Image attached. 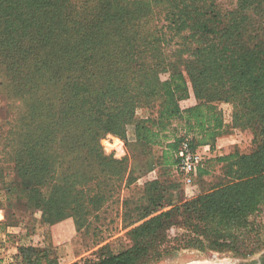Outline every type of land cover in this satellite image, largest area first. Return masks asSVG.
Instances as JSON below:
<instances>
[{"label": "trees", "instance_id": "16d2710c", "mask_svg": "<svg viewBox=\"0 0 264 264\" xmlns=\"http://www.w3.org/2000/svg\"><path fill=\"white\" fill-rule=\"evenodd\" d=\"M45 48L57 52L35 53ZM8 59L19 89L42 94V102L33 105L37 112L45 105L49 113L37 140L42 149L54 142L53 86L63 84L62 102L64 93L74 96L71 106L61 102L68 112L77 109L74 123L83 121L82 131L64 132L68 162L79 156L85 162L91 155L113 163L100 152L102 133L121 136L132 123L136 143L159 146V164L176 166L182 144L192 151L201 145L213 148L224 134L219 100L234 103L235 125L262 135L251 153L208 158L226 164L236 157V177L224 172L207 190L178 204L163 203L156 194L128 232L130 247L81 264H145L178 249L246 257L264 248V0H233L231 7L222 0H0V66L5 71ZM162 72L167 78L160 79ZM191 90L196 102L181 107ZM153 101L156 114L136 118L135 107ZM91 128L96 131L87 136ZM31 143L27 139L22 145ZM197 173L208 171L198 168ZM0 177L4 180L1 172ZM30 179L27 171L24 187L13 186L11 192L30 195ZM43 194L50 196L49 188ZM172 227L181 231L170 237ZM37 264L55 263L44 252Z\"/></svg>", "mask_w": 264, "mask_h": 264}, {"label": "rangeland", "instance_id": "374dc122", "mask_svg": "<svg viewBox=\"0 0 264 264\" xmlns=\"http://www.w3.org/2000/svg\"><path fill=\"white\" fill-rule=\"evenodd\" d=\"M232 1L222 0L225 7H231ZM36 52L43 55L57 51L45 48ZM2 68L3 65L0 66V82L4 79L0 85V172L4 180L0 177V249L9 252L13 264H37V258L44 252L55 264H81L97 260L101 254L128 248L133 243L128 232L137 225L141 208L151 206L152 197L160 194L163 203L178 204L207 190L224 172L228 178L236 177L240 171L236 157L226 164L208 158L234 151L248 154L262 141V135L255 128L233 123L232 101L219 100L216 105L225 122L224 134L213 155L199 149L203 158L189 183L179 170V163L169 168L159 164V146L145 147L136 143L132 123L125 125L121 136L102 133L100 152L104 157L115 159L113 163L106 162L107 159L96 161L91 155H87L85 162L82 156L68 162L62 148L67 142L64 132H73L75 128L82 131L83 121L74 123L77 109L68 112L70 110L62 108L59 90L63 89V84L53 86L57 103L52 107L54 122L50 131L54 142L51 148L44 150L37 140L42 135L41 127L48 123L49 113L45 112V105L39 112L33 107L42 102V94L32 88L30 91L19 89L21 84H16L12 79L14 74L9 73L10 68L13 69L10 59L6 71ZM167 75L160 73V79ZM86 81L93 80L86 78ZM63 102L71 106L75 98L64 93ZM195 102L191 90L190 97L181 100L180 105L185 107ZM134 114L136 118L155 115V101L136 106ZM63 118L66 120L62 124ZM95 131L91 128L86 134L93 135ZM60 137L62 142H59ZM27 139L33 143L22 145ZM44 161L48 162V167L42 166ZM198 168L208 173L198 175ZM27 171L31 172V194L20 189L11 192L13 186L24 187L22 178ZM39 174L47 179L46 185H42ZM153 181L157 182L151 184ZM44 188H49L50 196L43 194ZM180 231L181 228L172 227L168 235L173 237ZM21 248H26L24 253L20 252ZM263 251L264 248L250 256L239 257L230 251L178 249L145 264H242Z\"/></svg>", "mask_w": 264, "mask_h": 264}, {"label": "built area", "instance_id": "2783aa9c", "mask_svg": "<svg viewBox=\"0 0 264 264\" xmlns=\"http://www.w3.org/2000/svg\"><path fill=\"white\" fill-rule=\"evenodd\" d=\"M188 146L183 144L178 151L179 155V170L184 173L185 181L189 183L191 181V175L196 172L197 166L203 158V154L199 150L195 152H189ZM1 214V212H0ZM2 215L0 216L1 219ZM0 264H13L11 255L8 251L0 249Z\"/></svg>", "mask_w": 264, "mask_h": 264}, {"label": "crops", "instance_id": "0c3cea01", "mask_svg": "<svg viewBox=\"0 0 264 264\" xmlns=\"http://www.w3.org/2000/svg\"><path fill=\"white\" fill-rule=\"evenodd\" d=\"M220 138L221 136L217 138L215 146L213 148H211L209 145H201L197 148V150L202 149L205 153H208V155H213L215 149H217L218 147V141Z\"/></svg>", "mask_w": 264, "mask_h": 264}, {"label": "water", "instance_id": "95a60500", "mask_svg": "<svg viewBox=\"0 0 264 264\" xmlns=\"http://www.w3.org/2000/svg\"><path fill=\"white\" fill-rule=\"evenodd\" d=\"M245 264H264V260H260L259 258H256L254 260H250Z\"/></svg>", "mask_w": 264, "mask_h": 264}, {"label": "flooded vegetation", "instance_id": "af4514ba", "mask_svg": "<svg viewBox=\"0 0 264 264\" xmlns=\"http://www.w3.org/2000/svg\"><path fill=\"white\" fill-rule=\"evenodd\" d=\"M256 258H259L260 260H264V251L259 256H257ZM256 258H254V259H256ZM247 262H245V263H247ZM245 263H242V264H245Z\"/></svg>", "mask_w": 264, "mask_h": 264}, {"label": "bare ground", "instance_id": "6f19581e", "mask_svg": "<svg viewBox=\"0 0 264 264\" xmlns=\"http://www.w3.org/2000/svg\"><path fill=\"white\" fill-rule=\"evenodd\" d=\"M193 264H202V263H193Z\"/></svg>", "mask_w": 264, "mask_h": 264}]
</instances>
